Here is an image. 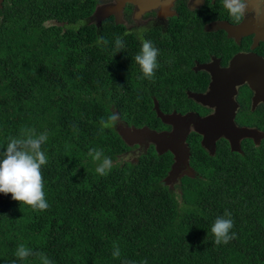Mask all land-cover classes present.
<instances>
[{"label": "trees", "instance_id": "16d2710c", "mask_svg": "<svg viewBox=\"0 0 264 264\" xmlns=\"http://www.w3.org/2000/svg\"><path fill=\"white\" fill-rule=\"evenodd\" d=\"M95 2L0 1V151L24 127L48 133L49 204L34 210L0 193V264H40L19 261V244L54 264H264V143L245 142L238 153L220 139L211 155L191 132L194 173L181 176L178 193L165 180L174 162L169 151L149 144L136 161L123 160L132 145L117 126L101 131L102 118L119 113L128 127L160 131L170 126L154 100L163 113L196 104L183 103L186 93L166 81L179 68L168 63L167 44L156 42L159 67L152 80L142 78L134 60L140 43L118 25L92 22ZM118 36L125 47L115 54ZM100 37L108 44H98ZM90 149L111 158L106 175L96 172ZM226 210L235 237L217 245L211 226Z\"/></svg>", "mask_w": 264, "mask_h": 264}, {"label": "flooded vegetation", "instance_id": "af4514ba", "mask_svg": "<svg viewBox=\"0 0 264 264\" xmlns=\"http://www.w3.org/2000/svg\"><path fill=\"white\" fill-rule=\"evenodd\" d=\"M95 1L89 19L94 18L97 25H118L140 46L142 40L152 42L154 47L160 40L167 44L171 55L168 63L178 64L179 68L166 81L170 88L186 93L183 103L196 104L194 109L172 112L197 113L201 117L214 114L213 107L198 104L189 93L207 92L213 73L221 75L228 83L217 84L216 89L230 91L232 85L236 126L252 131L251 137L240 139L238 153H243L242 145L248 146L245 142L251 148L264 143V0ZM182 40L189 41L194 51H185ZM232 63L234 71L229 73ZM154 103L155 110L156 106L159 110L156 103L161 102ZM169 126L160 132H170ZM191 132L192 127L188 134ZM201 139L200 135V144Z\"/></svg>", "mask_w": 264, "mask_h": 264}, {"label": "clouds", "instance_id": "9594fccd", "mask_svg": "<svg viewBox=\"0 0 264 264\" xmlns=\"http://www.w3.org/2000/svg\"><path fill=\"white\" fill-rule=\"evenodd\" d=\"M127 35V33H125ZM98 44L107 45L108 41L103 37L98 38ZM125 47L122 37L115 40L116 53ZM159 49L153 46L152 42L142 40L140 51L135 55L134 60L139 65L142 78L152 80L159 67L157 57ZM120 119L119 113H112L107 120L101 119V131L117 125ZM48 140V133H37L34 128L24 127L18 136H9L6 147L0 151V193L11 195L12 200L20 205L44 211L49 204L44 191L45 181L43 167L48 163V156L43 150V145ZM88 155L93 161H98L96 172L101 176L106 175L112 168L111 158L104 156L103 150L90 149ZM234 222L231 213L227 210L223 215L217 216L211 226V233L214 236V243L217 245L228 244L234 239L235 234L231 232ZM112 253L114 258L121 255L118 245L114 244ZM19 261H25L29 257H36L40 264H54L46 253L35 251L24 244H19L14 253ZM12 264H16L14 260ZM143 264H147L144 261Z\"/></svg>", "mask_w": 264, "mask_h": 264}, {"label": "water", "instance_id": "95a60500", "mask_svg": "<svg viewBox=\"0 0 264 264\" xmlns=\"http://www.w3.org/2000/svg\"><path fill=\"white\" fill-rule=\"evenodd\" d=\"M205 67L207 68V66ZM233 71L234 63H232L229 73H233ZM212 78L213 81L210 83V89L207 92L189 93V96L198 102V104L213 107L215 109L214 114L205 117H201L197 113H186L181 115L172 112L171 114H164L159 111L156 106L157 117L163 123L171 125L172 130L167 133L151 130L147 127L134 128V131L137 133H139L140 130V132L151 134L154 140V144H151L154 145L155 150L159 154L166 151L172 153L174 162L172 163L169 173L172 172V168L176 165L181 169L184 165L189 168L183 175L192 176L194 173L193 169L188 164L190 152L189 146L185 142L190 127L193 128L194 132L202 136L201 146L211 155L215 153L216 141L219 138L226 139L232 151H238L240 149V139L243 137H251L252 135V131L237 127L234 122L236 103L233 102L231 96L232 93H234L232 85H230V91L217 90V84H227L228 82L224 83L222 76L215 75L214 73ZM229 83L232 84V81ZM119 133L124 141L127 142L126 139L129 138L126 133Z\"/></svg>", "mask_w": 264, "mask_h": 264}, {"label": "rangeland", "instance_id": "374dc122", "mask_svg": "<svg viewBox=\"0 0 264 264\" xmlns=\"http://www.w3.org/2000/svg\"><path fill=\"white\" fill-rule=\"evenodd\" d=\"M75 1L77 2L79 0H75ZM104 12L106 11L104 10ZM104 12H101L100 15L103 14ZM91 21L94 22V18ZM116 126L119 132L126 133L127 137L129 138L126 140L129 145H132L131 152L127 155H124L122 157L123 160L136 161V157L139 154L143 153L149 144L151 143L154 144V140L150 133L140 132V130L139 133H137L136 131H134L133 128H129L121 122H118ZM188 169L189 168L186 165H184L182 169L178 167V165H176L172 168V172L169 173L168 177L165 179L166 183L175 192L177 193L179 192V187H177V185L179 184L181 175L184 174L185 171H187Z\"/></svg>", "mask_w": 264, "mask_h": 264}]
</instances>
